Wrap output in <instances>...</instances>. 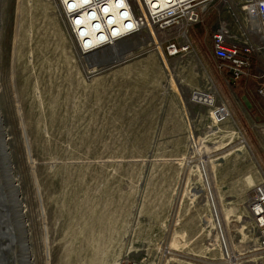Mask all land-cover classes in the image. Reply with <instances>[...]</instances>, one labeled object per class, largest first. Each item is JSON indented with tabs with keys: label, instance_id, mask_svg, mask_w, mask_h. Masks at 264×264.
Returning <instances> with one entry per match:
<instances>
[{
	"label": "rangeland",
	"instance_id": "obj_1",
	"mask_svg": "<svg viewBox=\"0 0 264 264\" xmlns=\"http://www.w3.org/2000/svg\"><path fill=\"white\" fill-rule=\"evenodd\" d=\"M200 19L97 63L52 0H0V156L31 264H229L220 241L230 264H264L247 209L264 181V53L237 0L206 2ZM218 32L252 51L242 84L213 54ZM169 43L188 49L171 57Z\"/></svg>",
	"mask_w": 264,
	"mask_h": 264
},
{
	"label": "built area",
	"instance_id": "obj_2",
	"mask_svg": "<svg viewBox=\"0 0 264 264\" xmlns=\"http://www.w3.org/2000/svg\"><path fill=\"white\" fill-rule=\"evenodd\" d=\"M75 53L88 56L118 45L141 30L165 32L173 26L190 28L201 21L204 4L210 0H52ZM258 38L257 51L264 53V0H237ZM94 3V4H93ZM255 17V25L251 15ZM86 17V22L82 16ZM150 35L152 33L150 32ZM213 54L233 80L248 78L252 68V51L229 46L222 33L212 36ZM94 40L97 44L94 45ZM188 45L169 43L166 52L176 56ZM264 109V84L255 89ZM247 198L252 226L261 233L258 246L264 249V183L254 187Z\"/></svg>",
	"mask_w": 264,
	"mask_h": 264
},
{
	"label": "water",
	"instance_id": "obj_3",
	"mask_svg": "<svg viewBox=\"0 0 264 264\" xmlns=\"http://www.w3.org/2000/svg\"><path fill=\"white\" fill-rule=\"evenodd\" d=\"M6 143L7 138L0 120V154L3 158H5L6 151L3 147ZM12 177L10 163L3 161L0 168V264H4L10 247L15 242L19 243L18 246L20 245L23 264H29L27 228L21 216L19 193L16 191V183Z\"/></svg>",
	"mask_w": 264,
	"mask_h": 264
},
{
	"label": "bare ground",
	"instance_id": "obj_4",
	"mask_svg": "<svg viewBox=\"0 0 264 264\" xmlns=\"http://www.w3.org/2000/svg\"><path fill=\"white\" fill-rule=\"evenodd\" d=\"M94 4V3H93ZM82 19H83V21L84 22H86V17H85V15L84 16H82ZM251 19H252V22H253V26L255 25V22H254V20H255V17H254V15L252 14L251 15ZM141 31H143V30H141ZM151 37H152V40L154 41V42H156L157 43V41L156 40H158L157 39V37H156V35L154 34V32H152V35H151ZM127 41V40H126ZM126 41H124V42H126ZM95 44H97V41L96 40H94V45ZM123 44V42L122 43H120V44H118V45H115V46H113V47H110V48H108V49H106V50H102V51H100V52H97V53H94V54H92V55H90V56H88L87 58L88 59H91V60H89V61H93V62H97V63H103V62H108V61H110V62H118V61H120V56L123 54V47H125V46H121ZM120 45V48L118 47ZM127 50V49H126ZM103 51H105L104 52V54L106 53V55L104 56L103 55ZM123 57V56H122ZM113 62V63H114ZM109 64V63H108ZM165 65H167L166 63H164ZM98 65H101V64H98ZM196 92V91H195ZM205 94H207V93H195L193 96V98L196 100V101H199V102H205V103H212L213 102V99L211 98V96H208V95H205ZM0 120H1V123H2V116H1V114H0ZM4 149H6L7 151H5V153L7 152V153H9L8 152V145L7 144H4V147H3ZM7 156V155H6ZM0 159L2 160V163H3V161L5 162V160L0 156ZM2 163H0L1 165H2ZM261 183H264V181H262V182H259V184H261ZM258 184V185H259ZM21 206V205H20ZM23 211L24 210H22V212H21V216L23 217ZM25 216V215H24ZM11 232V231H10ZM13 232V231H12ZM11 232V233H12ZM28 233V232H27ZM28 236V235H27ZM27 242H28V240H27ZM220 243H221V246H222V248L224 249V253L225 254H227V256H228V263L230 264V263H232L233 262V259L232 258H230L229 257V253H228V250H227V247H226V245L224 244V242H223V244H222V242L220 241ZM19 244V243H18ZM18 244H17V242H15L13 245H11V247H10V250H9V253H8V255L6 256V261L4 262V264H23L24 263V260L22 259V254H20V245L18 246ZM18 247V259H19V261H20V263H18V261H17V255H16V253L17 252H15V247ZM28 246H29V242H28ZM15 249V250H14ZM33 262V260H32V257H31V260H30V258H29V264H31Z\"/></svg>",
	"mask_w": 264,
	"mask_h": 264
},
{
	"label": "trees",
	"instance_id": "obj_5",
	"mask_svg": "<svg viewBox=\"0 0 264 264\" xmlns=\"http://www.w3.org/2000/svg\"><path fill=\"white\" fill-rule=\"evenodd\" d=\"M243 78H244V77H241V78L237 79V81H238V82H241V84H242V82H243V81H242ZM244 79H245V78H244ZM237 81H236V82H237Z\"/></svg>",
	"mask_w": 264,
	"mask_h": 264
}]
</instances>
